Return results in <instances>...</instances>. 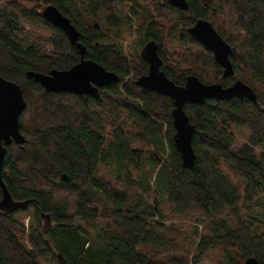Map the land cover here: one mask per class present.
<instances>
[{
  "label": "trees",
  "instance_id": "trees-1",
  "mask_svg": "<svg viewBox=\"0 0 264 264\" xmlns=\"http://www.w3.org/2000/svg\"><path fill=\"white\" fill-rule=\"evenodd\" d=\"M151 1L5 0L0 7V75L19 84L27 102L25 142L7 147L2 177L13 199L28 203L0 211V264H204L214 256L215 264L252 257L264 264V0H187L186 12ZM49 6L81 33L84 58L118 83L94 97L47 92L28 77L82 60L43 17ZM200 19L234 48V77L223 78L189 34ZM24 21L48 35H31ZM123 26L135 28L136 47L158 46L162 71L176 85L193 75L208 85L241 81L257 95V104L185 105L195 127L193 169L174 145L173 100L137 85L150 66L142 52L130 55L117 43ZM234 128L246 130V142Z\"/></svg>",
  "mask_w": 264,
  "mask_h": 264
},
{
  "label": "water",
  "instance_id": "water-1",
  "mask_svg": "<svg viewBox=\"0 0 264 264\" xmlns=\"http://www.w3.org/2000/svg\"><path fill=\"white\" fill-rule=\"evenodd\" d=\"M171 6L186 12L189 10L187 0H166ZM43 17L53 26L62 30L69 41L80 52L82 60L73 68L65 71L54 70L50 74L29 72L28 77L42 85L47 92L70 93L79 96H98L100 89L118 83L119 77L115 73L105 70L100 64L85 59L86 47L79 42L81 33L55 6L47 7ZM205 50L210 51L216 63L223 69V78L234 77L235 71L231 62L234 48L227 43L207 20L200 19L188 29ZM150 66L149 73L140 77L137 85L151 92L169 97L173 100V123L176 129L174 145L181 155L185 168L193 169L196 153L193 148L195 127L185 112V105H203L207 100L228 101L231 99H248L257 104V95L251 87L241 81L235 82L230 87L221 84L208 85L202 83L198 77L189 76L185 86H178L171 81L162 71V61L158 54V46L150 43L143 52ZM27 107L22 87L0 75V211L3 213L25 209L26 202H18L11 196L2 177V167L6 156L7 147L13 143L22 146L25 137L20 130V117ZM66 179V176H64ZM244 264H260L252 257L245 260Z\"/></svg>",
  "mask_w": 264,
  "mask_h": 264
},
{
  "label": "rangeland",
  "instance_id": "rangeland-1",
  "mask_svg": "<svg viewBox=\"0 0 264 264\" xmlns=\"http://www.w3.org/2000/svg\"><path fill=\"white\" fill-rule=\"evenodd\" d=\"M156 1L157 0H153V1L150 2V7L151 8H154L155 7V9H157L156 8V5L159 4V3L160 4L163 3L161 0H158L159 3L156 2ZM4 4H5V0H0V7L2 5H4ZM120 8L123 10V12L126 13V11H127V8L126 7H120ZM24 23H25V25L27 27V30L32 33L31 35L35 34L36 36H39V37H45L46 35H48V32L46 31V29L42 25L32 24L29 21L28 22L24 21ZM133 23H135V22H133ZM135 33L136 32H135V28L134 27L132 29V28H128L126 26H123V28H122V30L120 32L121 35L119 34L120 37L117 40V43H122L124 49L130 55H134V53L137 54V55L138 54L140 55V53L142 52L141 54H143V52L145 50V49L142 50V47L141 46H137L136 47L135 46V43H133V41L137 38ZM116 36H117V34L116 35L115 34L113 35V39L110 41L112 44L115 42V38H118ZM167 45H168V49L170 50V52L174 50L172 44L169 41H168V44ZM169 57H171L170 54H169ZM234 133L236 134V136H237V138H238V140H239V142L241 144L244 143V142H246V139H247V132H246V130L234 128ZM76 223H78V222H76ZM25 224L28 226V224H29V218H26L25 219ZM214 258H215V256H214ZM214 258L205 260L204 264H215L216 263L215 259L216 260H219L220 259L219 256H216L215 259Z\"/></svg>",
  "mask_w": 264,
  "mask_h": 264
},
{
  "label": "flooded vegetation",
  "instance_id": "flooded-vegetation-1",
  "mask_svg": "<svg viewBox=\"0 0 264 264\" xmlns=\"http://www.w3.org/2000/svg\"><path fill=\"white\" fill-rule=\"evenodd\" d=\"M149 44H147V46H148ZM147 46L145 47V49L147 48ZM46 219H45V221H46V224L48 225V226H50L51 225V220L49 219V218H47V217H45Z\"/></svg>",
  "mask_w": 264,
  "mask_h": 264
}]
</instances>
